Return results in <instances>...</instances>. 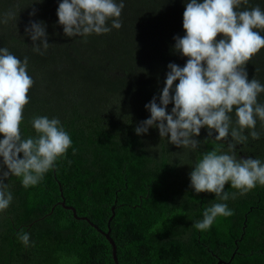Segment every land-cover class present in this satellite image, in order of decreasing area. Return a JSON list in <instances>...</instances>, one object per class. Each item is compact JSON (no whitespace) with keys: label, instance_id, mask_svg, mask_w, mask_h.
Instances as JSON below:
<instances>
[{"label":"trees","instance_id":"16d2710c","mask_svg":"<svg viewBox=\"0 0 264 264\" xmlns=\"http://www.w3.org/2000/svg\"><path fill=\"white\" fill-rule=\"evenodd\" d=\"M61 2L0 0V48L21 62L27 57L33 80L21 138H37L33 119L48 117L59 119L72 141L35 186L26 188L15 175L4 181L13 199L0 211V264H116L103 233L109 225L120 264H264V185L240 195L228 182L230 198L222 201L215 193L195 192L190 180L213 150L264 164V121L255 117L259 139H252V129L243 130L244 143L231 134L216 140L218 133L209 137L202 128L195 149L171 144L155 127L135 132L150 118L145 105L154 96L159 103L168 64H186L174 37L186 35L183 13L190 0H123L121 28H112L117 18H109L110 32L72 37L58 23ZM256 6L264 11V0H248L236 10ZM30 20L45 23L46 50H34L25 33ZM254 31L264 36V29ZM245 70L249 81L264 85V48ZM257 102L264 105V92ZM229 115L231 127L238 128L235 107ZM0 168L7 170L2 157ZM216 203H226L233 214L217 217L207 230L196 229L205 209ZM21 233L30 234L28 246Z\"/></svg>","mask_w":264,"mask_h":264},{"label":"clouds","instance_id":"9594fccd","mask_svg":"<svg viewBox=\"0 0 264 264\" xmlns=\"http://www.w3.org/2000/svg\"><path fill=\"white\" fill-rule=\"evenodd\" d=\"M242 3L246 5L248 0H190L186 4L183 13L186 35L174 37V47L188 59L183 67L168 64L159 103L154 96L145 105L150 118L135 128L137 135L155 127L161 137H169L171 144L194 149L200 143L195 137L205 127L209 137L213 130L218 133L216 140H224L231 134L234 140L244 143L248 139L242 134L244 129H252L249 133L252 139L260 138L261 134L254 129L255 117L264 121V105L257 102L264 85L255 78L249 81L245 65L264 48V36L254 31L264 29V11L259 6L237 11ZM123 8V0L119 3L116 0H62L57 9L58 23L68 37L108 33L111 31L106 24L109 18H117L112 20V28L122 27L118 18ZM30 15H35V11ZM25 33L33 41L35 51L40 52L41 46L45 50L50 46L43 21L30 20ZM221 34L224 38L217 41ZM27 65V57L21 62L7 48H0V134L3 135L0 157L7 169L0 168V211L6 210L13 199L4 183L10 175L22 177L26 188L35 186L72 145L57 118L35 117L32 124L40 135L21 138L23 110L33 85ZM169 104L173 105L170 113ZM234 107L238 128L231 127L229 114ZM234 147L229 145L230 149ZM190 180L195 192L215 193L219 200L227 201L230 198L225 191L228 182L240 190V195L255 188L257 183L264 185V164L259 159H238L234 153L218 154V150H213L203 155L191 171ZM235 196L233 193L231 198ZM232 214L226 203L213 204L205 209L203 219L194 227L207 230L217 217ZM19 239L28 246L30 234L21 233Z\"/></svg>","mask_w":264,"mask_h":264},{"label":"water","instance_id":"95a60500","mask_svg":"<svg viewBox=\"0 0 264 264\" xmlns=\"http://www.w3.org/2000/svg\"><path fill=\"white\" fill-rule=\"evenodd\" d=\"M63 205H65L64 202H63ZM67 208L73 209L74 213H75V216L77 217L76 209L73 206H67ZM77 218L88 220L93 226L96 227V225L93 222H91L90 219H88L87 217H77ZM110 231H111V229H110V225H109L108 232H103V233L106 235V237L108 238L110 243L113 245V248H114L113 255H114V260H115L116 264H120L119 261H118L117 253H116V244H115L114 240L112 239V237L110 235ZM233 257H234V255H233ZM223 263H225L224 260H219L217 264H223Z\"/></svg>","mask_w":264,"mask_h":264}]
</instances>
